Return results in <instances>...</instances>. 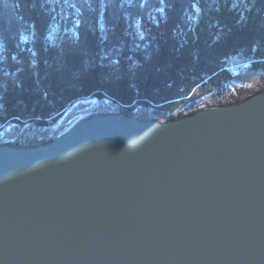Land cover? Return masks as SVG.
Masks as SVG:
<instances>
[{
  "label": "water",
  "instance_id": "water-1",
  "mask_svg": "<svg viewBox=\"0 0 264 264\" xmlns=\"http://www.w3.org/2000/svg\"><path fill=\"white\" fill-rule=\"evenodd\" d=\"M0 264H264V90L0 144Z\"/></svg>",
  "mask_w": 264,
  "mask_h": 264
},
{
  "label": "trees",
  "instance_id": "trees-1",
  "mask_svg": "<svg viewBox=\"0 0 264 264\" xmlns=\"http://www.w3.org/2000/svg\"><path fill=\"white\" fill-rule=\"evenodd\" d=\"M235 2L0 0V128L86 98L173 112L222 88L229 59L264 60V0Z\"/></svg>",
  "mask_w": 264,
  "mask_h": 264
},
{
  "label": "rangeland",
  "instance_id": "rangeland-1",
  "mask_svg": "<svg viewBox=\"0 0 264 264\" xmlns=\"http://www.w3.org/2000/svg\"><path fill=\"white\" fill-rule=\"evenodd\" d=\"M60 1L61 6H63L66 0ZM60 23L61 33L59 36L61 37L64 32V21L60 20ZM227 70L233 76V80L229 84L199 100L183 104L173 112H168L164 108H158V106L129 108L118 106L107 99L86 98L67 108L57 117L56 121H52L48 126H37L31 121L21 118L16 119V121H9L0 128V144L15 143L29 146L49 142L67 131L79 118L92 114L122 112L135 118L142 119L148 116L150 119L165 120L192 113L202 107L233 103L256 91L264 90V60L253 61L240 54L228 60Z\"/></svg>",
  "mask_w": 264,
  "mask_h": 264
},
{
  "label": "snow or ice",
  "instance_id": "snow-or-ice-1",
  "mask_svg": "<svg viewBox=\"0 0 264 264\" xmlns=\"http://www.w3.org/2000/svg\"><path fill=\"white\" fill-rule=\"evenodd\" d=\"M213 3H219V0H212ZM237 5H236V2L235 0H233V3H232V8L230 10H233V9H236ZM217 11H219V7L216 9ZM250 10V9H249ZM241 19L243 20L244 19V16L241 15ZM78 39V37H77ZM78 54V53H77ZM33 55L35 56V53H33ZM19 81H16L13 85H11L12 87H18L19 86ZM8 90V87L5 86L4 84H0V93H3V92H6Z\"/></svg>",
  "mask_w": 264,
  "mask_h": 264
},
{
  "label": "bare ground",
  "instance_id": "bare-ground-1",
  "mask_svg": "<svg viewBox=\"0 0 264 264\" xmlns=\"http://www.w3.org/2000/svg\"><path fill=\"white\" fill-rule=\"evenodd\" d=\"M142 119H149V117L147 116V117H144V118H142Z\"/></svg>",
  "mask_w": 264,
  "mask_h": 264
}]
</instances>
